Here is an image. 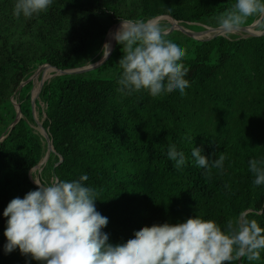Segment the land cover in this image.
I'll list each match as a JSON object with an SVG mask.
<instances>
[{
  "label": "trees",
  "instance_id": "1",
  "mask_svg": "<svg viewBox=\"0 0 264 264\" xmlns=\"http://www.w3.org/2000/svg\"><path fill=\"white\" fill-rule=\"evenodd\" d=\"M235 3L53 0L47 11L17 18L15 0H0V137L5 136L0 143V264H40L19 249L5 254L3 213L12 199L38 190L37 177L42 185L52 183L58 158L50 151L41 172H34L48 145L30 111L35 82H22L45 64L69 70L99 61L108 32L121 19L170 16L188 29L205 31L216 29ZM261 18L254 15L244 25ZM165 20L161 23L170 28ZM170 33L186 49V94H120L118 64L124 53L118 44L97 69L51 77L35 102L37 118L63 157L55 167L59 180L89 176L85 186L97 193V210L109 219L103 231L114 245L127 242L139 228L197 215L223 227L243 213L264 227V186L253 185L249 170L250 159L264 158V35L207 40L214 34L204 33L210 36L196 37L200 41ZM15 99L21 102V117L11 128L19 111ZM169 142L189 158L180 170L167 158ZM196 146L210 160L225 154L223 170L213 168L208 175L196 167L191 159ZM237 264H264V252L259 261L243 258Z\"/></svg>",
  "mask_w": 264,
  "mask_h": 264
},
{
  "label": "clouds",
  "instance_id": "2",
  "mask_svg": "<svg viewBox=\"0 0 264 264\" xmlns=\"http://www.w3.org/2000/svg\"><path fill=\"white\" fill-rule=\"evenodd\" d=\"M53 0H15L14 15L32 18L48 10ZM254 15L264 16V0H236L218 20L217 30L226 37L241 30ZM170 29L158 17L147 20L121 19L110 33L122 46L121 75L117 91L122 95L147 91L152 97L179 91L186 94L190 81L184 64L186 49L179 40L169 38ZM106 51V55H104ZM111 53L104 45L103 60ZM202 147L191 150L196 167L211 175L223 170L225 154L210 160ZM168 160L177 170L188 163L185 152L168 143ZM254 186H264V158L249 160ZM31 174L32 170H31ZM87 174L75 180H53L23 198L12 199L4 210L7 220L5 254L20 253L40 264H237L261 260L264 227L243 213L228 219L221 227L215 220L197 215L184 222L154 224L137 229L125 243L112 244L103 230L109 219L96 207L97 193L85 186Z\"/></svg>",
  "mask_w": 264,
  "mask_h": 264
},
{
  "label": "water",
  "instance_id": "3",
  "mask_svg": "<svg viewBox=\"0 0 264 264\" xmlns=\"http://www.w3.org/2000/svg\"><path fill=\"white\" fill-rule=\"evenodd\" d=\"M158 18H159V19H162V18L167 19V18H169V19H171V21H172L171 23H177V24H179V22H178L176 19H174L173 17H170V16H160V17H158ZM261 20H262V21L264 20V16H262ZM134 21H136V20H134ZM120 23H121V21L118 22L117 24H115L114 26H116V25H118V24H120ZM179 25H181V24H179ZM253 25H254V23L251 24V25H244V24H243L241 27H244V28H248V29H250V28L253 27ZM181 26H183V25H181ZM185 28H186V27H185ZM169 29H170V28H169ZM186 29H187L188 31L194 33V34H199V35H202L205 31H207V30H205V31H199V32H197V31H193V30L188 29V28H186ZM216 29H217V28H216ZM108 34H109V32H108ZM108 34H107V36H108ZM169 35H173V34H171V33L169 32ZM263 35H264V32L261 33V34L246 33V35H244L243 37H248V36L259 37V36H263ZM107 36H106V38H105V43H104V45L106 44ZM183 36H188V37H192V38H194V39H197L195 36H193V35H189V34H185V35H183ZM218 38H229V37H226L224 34H222V35H220V36H218V37L208 38L207 40H213V39H218ZM197 40H200V39H197ZM200 41H202V40H200ZM203 41H205V40H203ZM117 45H118V44H117V43L115 42V40H114V42H113V46H112V49H111V53H110V55L108 56L107 60H103V57H102L99 61H97V62H95V63H93V64H87V65L84 66V67L76 68V69H69V70H59V69H57L56 67H53V66H51V65H49V64H45V65L41 66V68L38 69V71H37L34 75H32V77H30L28 81H30V80H34V78H36V77L38 76L39 71H40L41 69L46 68V67L52 69V70L55 72L54 75H57V74H61V75H62V74H68V75L83 74V73H86V72L92 71V70H94V69H97V68H99L100 66H102L104 63H106V62L110 59V57L113 55V53H114V51H115ZM48 80H49L48 78H44V79L41 81L40 88L38 89L36 95H33V96H32V99H31V105H32V107L35 106V102H36V100L39 98L40 93L42 92V90H43V88H44V85H45V83H46ZM28 81H24V82H22L21 86L24 85L25 83H27ZM21 86L19 87V89H18L17 92H16L18 98H19V90H20ZM19 99H20V98H19ZM20 117H21V102H20V108H19V111H18V113H17V117H16L15 121L12 123L11 128H13L14 125L19 121ZM34 119H35L36 123L38 124V126H39V128H40V131L42 132L43 136L45 137V139H46V143H47V145H48V153H47L46 157L44 158V160H43L38 166L35 167V169H38V168H39L40 170H42L41 165H43V164L46 163V161H47V159H48V156H49V152H50V151H53V152H55V153L57 154V157H58V158H57V162L55 163L54 169H53V171H52V176H54L56 180H59L58 175H57L56 170H55V167H56L57 165H59V164L63 161V157H62V155H61V154H60V153H59V152L53 147V145L51 144V142H50V140H49V135H48L47 129L45 128L43 122H42L41 120H39L37 117L34 118ZM4 137H5V136H1V137H0V143L4 140ZM34 183H35V182H34ZM35 184H36V183H35ZM39 184H40V182H39ZM36 185H37V184H36Z\"/></svg>",
  "mask_w": 264,
  "mask_h": 264
},
{
  "label": "rangeland",
  "instance_id": "4",
  "mask_svg": "<svg viewBox=\"0 0 264 264\" xmlns=\"http://www.w3.org/2000/svg\"><path fill=\"white\" fill-rule=\"evenodd\" d=\"M168 19V18H167ZM165 19L164 18H162V19H160V22L161 21H164ZM169 20V19H168ZM167 20V21H168ZM166 21V20H165ZM259 21V20H258ZM258 21H256L255 23H257ZM261 21V20H260ZM260 21L257 23V24H255L254 25V28H255V30L256 31H258L259 33H263L264 32V24L261 26V27H259V24H260ZM170 22V21H169ZM120 25V24H119ZM114 27V26H113ZM112 27V28H113ZM182 27H184L185 28V26H182ZM193 29V31H197V32H199V30H198V28L197 27H195V26H191ZM112 28H111V30H112ZM186 29V28H185ZM110 30V31H111ZM170 30H173V31H178L177 29H174V27L171 25V27H170ZM109 31V32H110ZM179 32H181V31H179ZM182 33V32H181ZM182 34H184V33H182ZM235 34H242V35H246V33L245 32H242V33H235ZM185 35V34H184ZM214 35H217V34H215L214 33ZM41 68V67H40ZM39 68V69H40ZM45 70V71H44ZM38 71V70H37ZM36 71V72H37ZM54 74H55V72L52 70V69H49V68H44V69H42L41 71H39V75L36 77V78H34V82H35V87H34V89H33V91H32V93H33V95L35 94L36 95V93H37V91H38V89L40 88V85H41V81L44 79V78H48V79H50L51 77H53L54 76ZM29 80V79H28ZM28 80H26V81H28ZM15 104H16V107L19 109L20 108V102H19V100L18 99H15ZM30 111H31V114H32V116L34 117V118H36L37 117V112H36V108H35V106L34 107H32V105L30 106ZM36 170H38L39 171V173L41 172V170L38 168V169H35L34 170V172L36 171ZM36 182L37 183H39V178L37 177L36 179ZM35 180H34V182H35ZM53 180H56L55 179V177L54 176H50V181L51 182H53Z\"/></svg>",
  "mask_w": 264,
  "mask_h": 264
},
{
  "label": "bare ground",
  "instance_id": "5",
  "mask_svg": "<svg viewBox=\"0 0 264 264\" xmlns=\"http://www.w3.org/2000/svg\"><path fill=\"white\" fill-rule=\"evenodd\" d=\"M169 19V18H168ZM169 21L170 22H172L171 21V19H169ZM259 22V21H258ZM257 22V23H258ZM257 23H255V24H257ZM121 24V23H120ZM254 24V25H255ZM254 25H253V27L251 28V29H248V28H244V27H241V30L239 31V32H237V33H242V32H245V33H253V34H261V33H259L258 31H256L255 30V28H254ZM172 26L174 27V29H177L178 31H181L182 33H184V34H189V35H193V36H195V37H199V36H210V35H199V34H194V33H192V32H190V31H188L187 29H185L184 27H182L181 25H179V24H177V23H172ZM120 27V25L118 24V26H116V28L112 31V33H114L118 28ZM113 29V28H112ZM204 33H210V34H217V35H213L214 37H217V36H220V35H222L223 33L222 32H219L217 29H213V28H208L207 29V31H205ZM203 33V34H204ZM213 38V37H212ZM197 39H199V38H197ZM200 40H202V39H200ZM114 42V40L112 39V37H111V35L108 37V39H107V41H106V44H111L112 46H113V43ZM112 46H111V49H112ZM105 55H106V51H105ZM48 68V67H47ZM50 69V68H49ZM42 70V69H41ZM40 70V71H41ZM45 71V70H44ZM35 74V73H34ZM39 75V74H38ZM35 95V94H34Z\"/></svg>",
  "mask_w": 264,
  "mask_h": 264
}]
</instances>
